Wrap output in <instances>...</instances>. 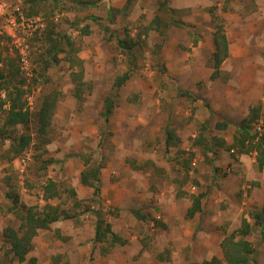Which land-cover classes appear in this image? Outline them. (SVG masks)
Instances as JSON below:
<instances>
[{"label": "rangeland", "instance_id": "1", "mask_svg": "<svg viewBox=\"0 0 264 264\" xmlns=\"http://www.w3.org/2000/svg\"><path fill=\"white\" fill-rule=\"evenodd\" d=\"M22 13L34 28L5 30L28 33L31 75L20 71V53L6 35L0 74L16 73L7 80L20 86L32 113L45 96L58 100L49 144L38 140L35 122L7 129L4 136H31L14 159L11 141L0 139V237L4 227L22 223L6 197L17 194L19 204L37 212L48 203L69 216L38 231L30 253L37 264H54L55 257L57 264H201L221 258L223 235L243 219L253 224L251 215L264 206V168L257 169L253 146L245 154L231 149L253 108L260 119L251 122L252 133L264 118V0H24ZM154 19L166 26L164 42L149 27ZM215 24L228 37L230 55L213 67ZM56 35L62 45L53 61L45 40ZM117 39L133 44L131 55ZM127 72L128 80L115 90V78ZM73 75L81 81L73 82ZM6 95L0 90V102ZM107 97L114 103L105 120ZM7 109V102L0 105V130ZM222 123L226 128H216ZM24 154L29 160L23 167ZM86 165L99 166L106 180L100 197L80 183ZM47 179L57 181L59 195L45 202ZM114 186L118 203L105 198ZM197 194H204L201 210L186 217ZM96 212L122 244H113L110 233L97 240ZM247 240L258 252L252 264H264L259 229ZM5 243L0 240V264H13Z\"/></svg>", "mask_w": 264, "mask_h": 264}, {"label": "trees", "instance_id": "2", "mask_svg": "<svg viewBox=\"0 0 264 264\" xmlns=\"http://www.w3.org/2000/svg\"><path fill=\"white\" fill-rule=\"evenodd\" d=\"M85 5H90L89 2H85ZM212 20L214 16L212 15ZM95 19V18H93ZM151 29L159 32L162 37V42H164L165 35V24H162L160 21L152 20L149 24ZM153 27V28H152ZM163 28V29H162ZM105 32H109L108 27L103 26ZM87 33V31H85ZM45 42H48L50 48L46 51V55L51 57L53 61H56V55L61 51L62 41L59 35H56L53 39L51 37L46 38ZM212 42L214 46V52L212 54L211 62L213 67L217 66L223 60L228 57V42L225 36L224 30L221 24L214 25V31L212 35ZM117 45L126 51L127 54H132L133 44H129L125 40L117 39ZM40 56V54L38 55ZM44 62L45 68L48 67L49 62L46 60H41ZM17 71V70H16ZM11 78H14L15 72H8ZM0 74V80L3 84H0V90L6 92L5 100L0 102V105L8 103V109L6 110L5 119L3 121L1 130H0V139L10 140L9 152L12 154V158L20 156L26 147L29 145L31 136L30 134H21L13 136H4L7 134V129L15 128L16 126H22L23 128L27 127L29 122H35L37 126L36 136L42 145L50 143V138L48 137V130L51 124L54 110L57 105L58 97L56 94L48 95L43 98L40 103L39 109L32 113L25 107V103L22 100L23 90L20 86L11 85L10 80H7L8 75ZM75 76H78L76 78ZM129 78V74L124 73L115 78L113 82V87L115 90H118ZM73 82L78 83L81 81V76L73 75ZM77 79V80H75ZM22 85V82H19ZM11 86V88L9 87ZM75 96L80 99L81 89L80 86H76ZM114 98V96H113ZM113 98H105L104 103V118L108 119V116L112 113L113 109ZM260 119V114L257 108H253L250 111V114L247 118H244L240 126L237 129V133L234 136V141L232 148H237L240 153H246L247 145L249 147L253 146L254 152L256 153V167L259 171L264 168V118L260 124V132L250 131V124L252 121H258ZM226 123L217 124L216 128L224 129L226 128ZM15 133V131H14ZM3 137V138H2ZM170 139V137H169ZM168 139V140H169ZM88 160H85L87 164ZM51 163L50 160L45 162V165ZM88 168L83 170L80 175V183L83 186L92 187L93 195L98 196L99 193V166L96 165H86ZM59 195L57 184L51 179H47L45 186L42 191V199L47 202L50 199H54ZM9 199L11 198L13 209L18 210L22 223L20 224L17 230L12 228H7L3 231V236L5 242L9 245V253L11 252L13 257L17 262L21 264H36L35 257H28L29 253L32 251V240L37 235L39 230H46L53 223L58 222L61 219L69 218L67 214L59 212L57 207H52L48 203L45 204L40 212L33 207H28L26 205L19 204L17 194L6 195ZM204 197V194H197L192 196L191 205L186 210V217H194L201 210V198ZM99 212H96L98 215ZM138 216V214H136ZM253 219V224H250L246 219H243L240 227L230 233H225L223 239L220 242L221 258L212 257L209 260L203 261L201 264H252L254 263L255 257L257 256V249L247 240L249 236L255 229H259L260 235L264 236L263 225H264V206L261 210L254 212L251 215ZM105 223L101 217L98 215V220L95 224V237L97 240H101L107 233H112L110 230V224ZM111 242L122 244L124 241L118 239L115 234H111ZM59 257L54 258V264H57L56 260ZM63 264H67L64 262Z\"/></svg>", "mask_w": 264, "mask_h": 264}, {"label": "built area", "instance_id": "3", "mask_svg": "<svg viewBox=\"0 0 264 264\" xmlns=\"http://www.w3.org/2000/svg\"><path fill=\"white\" fill-rule=\"evenodd\" d=\"M24 0H0V23L3 25L0 26V45L4 43V35L8 36L10 45L20 53V71H25V75H31L29 59L27 56V45H25L26 38L28 33L22 32V36L16 33V28L20 27L23 29L26 27L29 31L34 28L32 22H27L22 13V4ZM2 21V22H1ZM15 30L12 32L7 28L15 27ZM6 33V34H5ZM25 39V40H24ZM256 132H260V126L256 128ZM29 160V156L26 154L23 155L21 163L24 165L26 161Z\"/></svg>", "mask_w": 264, "mask_h": 264}, {"label": "crops", "instance_id": "4", "mask_svg": "<svg viewBox=\"0 0 264 264\" xmlns=\"http://www.w3.org/2000/svg\"><path fill=\"white\" fill-rule=\"evenodd\" d=\"M212 3L210 2V1H208V3H206V5L207 6H209V5H211ZM213 35V34H212ZM225 36H226V38H227V42H228V37H227V35H226V33H225ZM213 43V42H212ZM228 46H229V43H228ZM230 55V53L228 52V56ZM49 144V143H48ZM21 172H22V170H20ZM101 171H99V194H100V192H101V187L102 186H100V183H102L105 179H103V178H101ZM103 179V180H102ZM52 180V179H51ZM53 182H55L54 180H52ZM106 181V180H105ZM57 182V181H56ZM55 182V183H56ZM114 190L115 191H113V188H111V190H107L106 192H104L105 193V198L107 199V200H115V203H118V198L117 199H114V195H116V197H117V194L119 193L118 192V190H117V188L114 186ZM103 193V194H104ZM98 197H100V195H98ZM135 215L136 214H138V213H136V212H133ZM10 228H12V229H14L13 227H10ZM5 229H7V228H3L2 230H1V237H0V240L2 239L4 242H5V238H4V236H3V231L5 230ZM15 230H17V229H15ZM35 238V237H34ZM34 238H33V240H34ZM33 240H32V246H33ZM5 245L6 246H8V248H9V245H8V243L6 242L5 243ZM32 250H33V248H32ZM31 253V252H30ZM29 253V255H28V257H33L31 254ZM5 255L7 256V251L5 252ZM3 256H4V253H3ZM8 256H10V259L12 260V262H14L13 264H21V263H19V262H17V260L13 257V255H12V253L10 252L9 253V255ZM36 264H37V260H36Z\"/></svg>", "mask_w": 264, "mask_h": 264}]
</instances>
